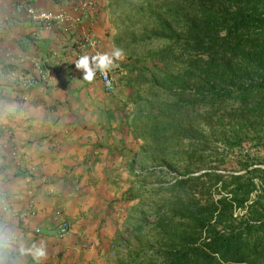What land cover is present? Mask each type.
I'll return each instance as SVG.
<instances>
[{
	"label": "trees",
	"instance_id": "trees-1",
	"mask_svg": "<svg viewBox=\"0 0 264 264\" xmlns=\"http://www.w3.org/2000/svg\"><path fill=\"white\" fill-rule=\"evenodd\" d=\"M118 2L120 87L91 123L135 156L107 264H264V0Z\"/></svg>",
	"mask_w": 264,
	"mask_h": 264
},
{
	"label": "crops",
	"instance_id": "crops-1",
	"mask_svg": "<svg viewBox=\"0 0 264 264\" xmlns=\"http://www.w3.org/2000/svg\"><path fill=\"white\" fill-rule=\"evenodd\" d=\"M78 1L0 0V20L10 17L0 24V233H9L8 264H35L25 251L33 243L46 246L41 264L103 262L105 248L99 239L94 245L89 240L97 236V220L84 203L89 204L85 186L92 185L96 193L109 172L105 161L112 158L106 147L101 150L98 127L91 123L95 103L107 93L97 77L91 83L83 80L75 61L95 55L83 45L88 34L97 40L100 53L118 48L122 7L118 0H97L95 9H78ZM26 2L66 10L81 22L40 27L25 16ZM23 74L39 83L27 88ZM31 200L35 213L30 212ZM58 209L70 224L63 237L55 220Z\"/></svg>",
	"mask_w": 264,
	"mask_h": 264
},
{
	"label": "rangeland",
	"instance_id": "rangeland-1",
	"mask_svg": "<svg viewBox=\"0 0 264 264\" xmlns=\"http://www.w3.org/2000/svg\"><path fill=\"white\" fill-rule=\"evenodd\" d=\"M115 69L116 68L114 67L113 69H111V71L114 73V75L117 78V89H118L120 87L119 76ZM107 94H104V97ZM113 146L114 144H111V148ZM132 147L134 151L137 152L139 156H141L138 142L132 143ZM100 148L101 150L103 149L102 147ZM102 153H104V150L102 151ZM134 156L135 155L132 153L129 154V156L127 157H116V158L106 159L105 161L107 164L106 168L110 166L108 168L109 172L108 173L104 172L105 176H107V177H103L104 182H101L103 180L101 181L99 180L100 184H98L99 186L96 187L95 190L96 193L93 192L94 190L92 185L85 186V188L89 190V192L88 190L87 192H85L87 195L89 193V198H88L89 204L86 205L84 203V208H86V212H88V215L90 214L91 216L92 215L94 216V220H97L96 224L98 225L97 231L94 232L97 234L98 237L93 236L89 238V240L93 242V245L96 243V241H98L97 239L100 238L99 237L100 233H102V236L105 239L106 244L107 245L110 244L109 241L122 228V224L125 222V217L127 215V209H125V205L123 204L121 206V204L115 202L111 208L107 209L108 208L107 202L118 201L123 196V192H125L129 188L131 183V175L128 172V169H126V166H127V162L129 160H132ZM109 178L111 181L109 180ZM93 195L95 197L90 198V196ZM96 196H98V198H96ZM130 204H133V202L128 203V206ZM127 231H128V227L124 226L123 233H126ZM109 262L110 261L107 260V257L104 253L103 262L99 260L97 264H102V263L107 264Z\"/></svg>",
	"mask_w": 264,
	"mask_h": 264
},
{
	"label": "built area",
	"instance_id": "built-area-1",
	"mask_svg": "<svg viewBox=\"0 0 264 264\" xmlns=\"http://www.w3.org/2000/svg\"><path fill=\"white\" fill-rule=\"evenodd\" d=\"M77 8H96L97 7V0H79ZM25 16L31 20L32 22L36 23L40 27L44 28H66L70 25L79 24L81 22V18L74 16L70 12L66 10H46L40 8L36 5L30 4L26 2L25 4ZM10 19L9 16H5L3 19L0 20V24L7 22ZM84 47H88L94 50V54L100 53L98 50V42L97 40L91 35L88 34L83 39ZM96 77L101 81L103 85V89L106 93H112L117 89V78L114 73L110 70L105 75H101L99 72L97 73ZM22 78L25 80L24 85L27 88H31L39 83V78L35 76L29 75H22ZM17 156V155H15ZM21 158L20 155L17 156ZM32 172H36L37 168H31ZM43 183L47 182L46 178H42ZM48 194H53L54 189L52 187H48L47 189ZM34 201L31 200L29 203L30 212H34ZM55 220L58 221V234L60 237L66 236L70 231V224L69 222L63 217V212L61 210L56 211ZM37 233H40V229H37Z\"/></svg>",
	"mask_w": 264,
	"mask_h": 264
},
{
	"label": "clouds",
	"instance_id": "clouds-1",
	"mask_svg": "<svg viewBox=\"0 0 264 264\" xmlns=\"http://www.w3.org/2000/svg\"><path fill=\"white\" fill-rule=\"evenodd\" d=\"M122 49L116 48L111 53H98L94 56L81 55L75 61V67L83 72V80L91 83L97 73L105 75L114 66L115 62L123 57ZM7 243H4V242ZM11 241L7 231L0 233V264H8L7 252L10 250ZM26 254L30 255L35 264H41V261L46 258L47 251L44 243L37 245L33 243L30 248H27Z\"/></svg>",
	"mask_w": 264,
	"mask_h": 264
}]
</instances>
